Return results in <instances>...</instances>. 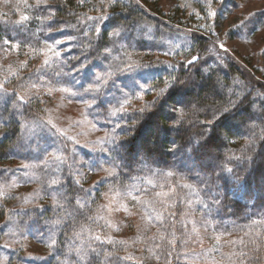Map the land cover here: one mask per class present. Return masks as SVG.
Here are the masks:
<instances>
[{"label":"trees","instance_id":"1","mask_svg":"<svg viewBox=\"0 0 264 264\" xmlns=\"http://www.w3.org/2000/svg\"><path fill=\"white\" fill-rule=\"evenodd\" d=\"M214 2L213 7L197 2L199 13L195 14L179 5L169 11L157 3L155 8L147 7L140 0L139 4L136 0H27L24 21L0 14V85L7 90L0 92V193L7 192L0 196L1 246L14 227L19 231L16 238L45 236L48 245L55 238V247L44 255L46 264H182V256L213 247L199 235L198 227L206 226L215 237L233 236L231 244L220 243L224 260L216 264H264V73L247 69L222 51L219 43L225 32L220 11L237 7L238 2ZM101 16L105 18L90 19ZM114 25L131 27V33L140 28L147 40L155 39V45H145L153 49L144 47L137 55L124 49L118 57L103 62ZM177 30L186 33L178 37L176 46L166 49L170 44L165 43L163 50L161 41L179 34ZM57 41L63 43L53 51L46 49ZM54 51L61 55L55 56ZM193 56L200 59L186 64ZM133 62L150 65L149 75L142 79V69L115 72L91 107L85 100L91 102L92 96L72 98L71 93L59 91L66 85L82 91L96 75ZM81 64L83 69L72 71ZM173 77L184 83L179 90L174 87L158 98L160 89ZM113 81L116 85L128 83L127 112L118 116L108 114ZM64 97L80 103L87 114L100 112L102 134L119 136L126 144L123 158H115L113 153L112 157L105 155L101 163H97L101 154L93 151L97 147H88L96 157L100 181L108 177L105 169L117 173L95 188V183L88 184L74 173L72 141L48 119L65 106ZM230 102L236 107L229 118L214 122L209 144L198 160L190 159L191 154L182 151L186 141L202 139L213 113L231 107ZM141 108L146 111L139 113ZM34 121L39 122L40 130L55 133L63 148L65 171L63 177L53 178L54 170L38 160L27 201L25 194H12L8 189L26 180L29 183L23 164L36 156L32 154L36 149L28 144L30 127L37 124ZM176 121H180L179 131L157 137L155 128H167ZM124 127L131 132L121 131ZM253 140L256 143L250 144ZM14 153L23 164L3 165ZM244 156L252 157L255 165L236 160ZM224 168L233 172L222 171ZM248 168H253L251 175ZM234 175L247 180L239 194H234L238 186L231 178L225 181L226 176ZM53 180L60 183L52 184ZM185 184L191 187L185 188ZM126 199L129 205L119 208ZM217 199L219 205L213 203ZM125 215L133 216L129 224L124 222ZM30 223L33 227L28 229ZM227 245L233 252L226 250Z\"/></svg>","mask_w":264,"mask_h":264},{"label":"rangeland","instance_id":"2","mask_svg":"<svg viewBox=\"0 0 264 264\" xmlns=\"http://www.w3.org/2000/svg\"><path fill=\"white\" fill-rule=\"evenodd\" d=\"M143 5L151 8H155V4L157 3L162 9L165 11L171 10L174 6L179 5L182 6L195 14L199 13V8L197 7V2L202 6H212L215 4L212 3V0H140ZM218 3H221L222 0H215ZM238 2V6H232L230 9H222L221 12V25L222 30L225 32V36L221 37L222 44L224 48H221L222 51L232 58H234L241 65L245 66L247 69L250 68L253 72L256 69L260 70V72L264 73V0H236ZM145 3V4H144ZM27 0H0V14L8 15L11 18H14L17 21H24L26 15L28 14L26 9ZM214 8H217L214 7ZM261 22L257 24L259 21ZM116 25L112 26L111 30L114 32L116 29ZM136 30L135 33H131V27L122 31L119 36L113 35L109 42L104 47L103 51V62H106L110 59V57H118L121 50L126 49L133 55L140 54L145 47L146 44L152 43L155 45V39L150 41L147 40L144 34L141 31ZM221 30V27H220ZM185 31V30H184ZM177 32H180L177 30ZM223 32L219 35H223ZM186 32H180L179 34L171 37L167 36L164 38V41H161V47L163 50L168 48H173L176 46L178 42H180L181 35H184ZM111 37V36H110ZM179 40V41H178ZM157 41V40H156ZM165 43L169 46L165 48ZM221 43H219L220 45ZM16 46V45H15ZM147 51L149 49H153V47L146 46ZM155 48V46H154ZM18 49V48H17ZM48 50V48H46ZM105 49H111L110 52H106ZM145 49V50H146ZM227 49V51H225ZM18 53V52H17ZM103 73V72H102ZM103 75V74H101ZM133 81H136V76H133ZM128 84V83H126ZM126 84L118 83L119 87L123 90L124 93H127L125 89H128ZM72 89V92H77L76 87L67 86ZM43 90H41L42 92ZM60 91V90H59ZM112 91V92H111ZM62 92V91H61ZM68 93V92H67ZM70 94V93H68ZM128 95V94H127ZM77 98V96H73L72 98ZM111 104L109 105L108 114L113 115L114 110H118L121 104L126 105L125 100L128 97L122 95L120 91L112 86V89L108 91L107 97ZM3 101V100H2ZM62 102L64 103V107L61 105L62 109L57 111L55 118L54 114L51 119L54 123H52L54 127L59 133H62L64 137L72 141L71 148V167L76 173L77 176L82 177L81 180H85L88 184L95 183L94 188L99 185L101 173H99L98 169L95 168V155H93L88 147H92L93 145L99 149L101 144L100 140L104 139L106 136L102 134L100 128L104 125V122H101L98 119L104 118L100 112L94 110L87 114V111L81 106L78 102H73L68 100L67 97H64ZM76 108H74V107ZM67 108V109H66ZM71 110V111H69ZM107 114V115H108ZM120 112L116 113L118 116ZM51 115V114H50ZM49 115V116H50ZM108 122L110 119L108 118ZM34 123L39 124L38 121H34ZM32 125L33 128L29 130L28 144L31 147H34L36 151H33V155L31 160H29L28 164H23L16 159L15 153L12 154L7 161H3V165L18 163L23 164L24 171L26 177L29 179L24 181V183H18L13 186L12 189H8V192L13 193H21L25 194V199H29L28 195L32 189L31 181H34L33 170L35 168L36 162L39 160L45 163L47 161V165H49L50 170H54L52 172L53 178H61L64 176L65 171V160L63 158V148L55 140V133L53 131H42L40 130L39 125ZM55 136H54V135ZM27 140V138H26ZM78 142V143H77ZM103 147L108 146L107 142H105ZM47 150V151H45ZM96 155H100L98 151H96ZM19 161V162H18ZM40 165V163H39ZM97 180V181H96ZM94 185V184H93ZM35 188V186H33ZM52 191V190H51ZM7 193L6 191L0 193V196L3 197ZM147 198V197H146ZM153 199L154 195L149 197V199ZM28 201V200H27ZM130 201L126 199L123 201L122 206L119 208H124L126 205H129ZM200 207V204L197 201V208ZM118 208V207H117ZM118 208V209H119ZM126 220H124L125 224H129L131 222V218L133 216L128 217L125 215ZM17 221V220H15ZM27 223V222H26ZM25 223V224H26ZM28 229L33 227V223L28 224ZM116 225H114L115 227ZM199 228V235L201 237H205L208 243L212 244L211 250H206L204 252H192L190 254L182 256V264H209L206 262H202L200 260L205 259L209 260L212 263L217 261H223L222 255L220 254V243L231 244L233 241V236L231 237H215L214 232L206 226H201ZM27 229V228H26ZM124 230V228H121ZM119 230V228H117ZM11 234H9L8 239H6L2 246L0 245V264H46L48 262L45 259L44 255L48 252L49 246L47 239L44 238H36L32 239H20L16 238L18 234V230L14 227L10 228ZM14 233V234H13ZM137 233V231L135 232ZM49 236V233H48ZM16 238V239H15ZM218 238V239H217ZM22 241H20V240ZM240 244V243H239ZM8 245V246H6ZM7 247V248H6ZM226 250H230L233 252L231 246L227 245ZM150 255V253H148ZM231 255H227V259H230Z\"/></svg>","mask_w":264,"mask_h":264},{"label":"snow or ice","instance_id":"3","mask_svg":"<svg viewBox=\"0 0 264 264\" xmlns=\"http://www.w3.org/2000/svg\"><path fill=\"white\" fill-rule=\"evenodd\" d=\"M109 2L115 3V0H109ZM136 3L139 4V0H136ZM104 18L105 17L101 16V17L90 18V19L102 20ZM94 31H96V30L94 29ZM122 31H125V29H123L122 26L117 27L114 30L113 35L119 36ZM69 39H73V38L69 37ZM6 43H11V42L6 41ZM61 43H63V41H57L55 45H50L48 48V51H53L54 48L56 47V45L61 44ZM16 47H19V45H16ZM220 48H224V45L220 44ZM33 51L35 52L36 50H33ZM41 51H43V50H41ZM105 51L110 52L111 49H105ZM225 51H227V49H225ZM54 55L59 57L61 54L58 51H54ZM198 59H200L199 56H193L191 60L186 61V64H188V65L194 64ZM47 63H48V60H45V64H47ZM84 67H85V65L81 64L79 66V68L72 69V71L78 72L81 69H83ZM150 68H151L150 65H143V64L136 63V62L129 63V64H126L123 67L117 68L115 70L110 69L108 72L104 73L103 75H96L93 83L88 84L87 86H82V91L72 92V89L68 88V87L61 88L60 91L69 92L73 96H80L81 98H83L85 94L92 96L91 102L85 100V104L88 107H91L92 104L95 103V101L98 99L99 94L101 93V90L108 87L109 80L111 79V77H113L115 75V72L133 71L136 69H142V71L139 72V75L143 79L149 75ZM55 75L61 76L62 74L56 73ZM133 83L135 84L136 82L133 81ZM183 83H184L183 81L176 80L175 77H173L171 82L166 81V87L160 89V91L158 93V98L165 96L169 92V90L173 89L174 87L176 88V90H179V86ZM112 86L114 88H116L118 91H120L122 93V95L127 97V93H124L123 90L119 87V85H116L114 81L112 83ZM136 86L141 87V88L144 87L143 85H139V84H136ZM6 91L7 90L4 89L2 85H0V92L6 93ZM19 99L21 101H23L24 97L20 96ZM125 103H127V99L125 100ZM153 103H155V102H153ZM165 103H166V101H165ZM230 104H231V107H225L222 109H218L216 112L213 113V119L207 122V124L205 126V132L202 133V139H200V140L188 139L186 141L185 146L183 147L182 151L184 153H190L191 154L189 157L190 159L194 156L196 158V160H198L201 150L204 149L209 144L210 138L213 135L212 127H213L214 122L219 121L221 117H223L225 120L229 118L232 109L236 107V103L230 102ZM161 107L163 108V105H161ZM145 111H146L145 108L138 109L139 113H144ZM117 112H120V113L127 112V109L124 107V104H121L120 108L118 110H114L112 114L116 115ZM181 116L183 117L182 111H181ZM121 119H123V116H121ZM179 124H180V121H176V123L168 126L167 128H165L164 126H158L157 128L154 129V132L157 135V137H160L161 135H164V134L171 132V131H174V130L179 131V128H178ZM115 127H120V125L117 124V125H115ZM121 131L131 132V128L130 127H124L121 129ZM105 142H107L108 147L102 146ZM99 143L101 144V147L99 149H93V151H98L101 154L97 160V163H101L103 161V157L105 155L112 157L113 153L116 154L115 158H123L121 153H122V150H126V144L121 141V138L119 136H111L109 138L108 135L106 134V137L104 139L100 140ZM249 143L255 144L256 141L253 140V141H250ZM109 149H111V151H109ZM45 151H47V150H45ZM169 151L172 152V151H175V149H170ZM114 159L112 162H114ZM241 159L244 160L245 164L255 165V163H256V161L250 156L236 157L237 161H240ZM45 163H47V161H45ZM194 163H195V161H194ZM262 163H264V160H262ZM25 167H27V166H25ZM105 171L108 172V177H112V176L117 175V173L115 172V169H112V170L105 169ZM222 171H225L228 173L233 172V170L229 169V168H224V169H222ZM247 171H248L249 175H251L253 168H248ZM167 175L171 176L172 173L169 172V173H167ZM108 177L102 178V181H100V182H107ZM197 178H198V175H197ZM230 178L233 180V183L238 186L236 189V192L234 194H239L240 190H243L244 188H246L247 180L245 178H243L239 175H234L233 177L226 176L225 177L226 183ZM100 182H98V183H100ZM51 183L52 184H59L60 181L59 180H53ZM77 183H79V181H77ZM149 183H151V181H149ZM184 187L189 188L191 186L188 184H185ZM128 194L131 195V192H129ZM245 194L247 195V193H245ZM61 195H63V193H61ZM157 195H160V194L158 193ZM132 198L138 199L135 196H133ZM53 202L56 203L55 195L53 196ZM79 203H80V201H79V199H77V204H79ZM213 203L216 205H219L221 203V201L219 199H217V200L213 201ZM204 207L207 208L208 206L204 205ZM97 239H99V237H97ZM109 243H111V241H109ZM55 245H56V240L53 237L48 246H49V248H54ZM6 246H8V245H6ZM157 259H159V258L157 257ZM62 264H63V262H62Z\"/></svg>","mask_w":264,"mask_h":264}]
</instances>
